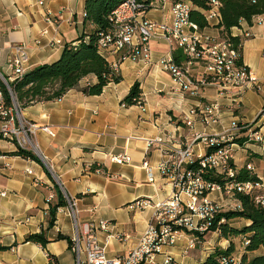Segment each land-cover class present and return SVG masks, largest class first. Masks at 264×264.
<instances>
[{
	"label": "crops",
	"instance_id": "1",
	"mask_svg": "<svg viewBox=\"0 0 264 264\" xmlns=\"http://www.w3.org/2000/svg\"><path fill=\"white\" fill-rule=\"evenodd\" d=\"M170 5L169 0H155L147 16L162 21ZM56 26L65 46L77 43L84 32L91 30L85 28V0H44V5L39 0H0V73L6 77L11 74L8 60L16 43L29 47V71L58 60L65 46L50 45ZM241 27L239 34L243 31L250 34L242 37L243 63L254 76L264 79V23L258 24L254 19L251 25L243 23ZM45 30L49 33L43 34ZM222 30L212 21L204 31L222 38ZM151 47V63L122 62L117 68L122 81L109 84L100 95L83 92L97 82L95 75H89L61 100L22 109L27 119L51 126L55 131V136L43 131L37 134L42 162L13 154L18 150L16 144L0 135V192H6L4 196L0 194V264H77L71 248L75 223L66 206L57 210L55 223L50 226L49 210L58 202L56 185L76 201L80 229L92 221H109L108 229L98 230L97 237L109 256L127 255L147 230L158 204L173 190L159 168L168 160L167 151L160 143L149 146L148 140L163 137L176 146H184L193 140L195 131L221 133L234 118L252 122L263 106V95L255 90L232 99L229 93L222 95L216 85L204 86L198 98L180 91L170 73L160 65L169 45L156 40ZM182 55L186 59L183 51ZM105 57L113 65L117 60L114 56ZM203 75L200 64L190 67V76L196 83ZM136 83L140 84L143 106L125 102ZM215 101L222 106L219 124L204 127L198 119L194 128L185 124V115L192 107ZM245 134V130L239 134L234 147L236 166L240 170L252 163L257 174L264 177V146L249 141ZM194 148L206 151L200 144ZM120 154L130 155L131 161L114 162L113 157ZM149 165L154 168L153 182L149 181ZM29 170L33 173L29 174ZM51 193L55 198L48 203ZM211 198L224 208L232 202L219 192L212 193ZM142 201L150 204L143 208L136 206ZM230 224L241 228L250 221L237 218ZM42 231L51 239L46 248L26 242L27 235ZM238 239H232L234 244ZM230 241L221 232H211L203 244L184 256L182 251L188 239L183 235L165 250L179 264H200L218 246L228 247ZM235 249L237 254H244V247L242 251L238 246ZM156 259L163 262L164 256L158 255Z\"/></svg>",
	"mask_w": 264,
	"mask_h": 264
},
{
	"label": "built area",
	"instance_id": "2",
	"mask_svg": "<svg viewBox=\"0 0 264 264\" xmlns=\"http://www.w3.org/2000/svg\"><path fill=\"white\" fill-rule=\"evenodd\" d=\"M169 1L170 9L162 21L147 16L154 8V2L126 0L112 12L110 15L112 27L99 33L98 46L105 56L116 57V62L112 64L114 70L117 72L118 65L125 61L151 63L153 59L151 43L164 40L169 45V52L161 59L160 65L170 73L180 91L198 98L204 86L216 85L221 88L222 95L224 93L232 95L231 99L241 96L247 90L261 93L264 99V79H258L243 62L239 61L242 37L250 36L249 32L243 31L239 34L238 31L243 30L242 27H235L231 31V36L223 35L219 38L209 35L199 29L191 19L193 7L191 0ZM211 2L212 7L203 11L208 24L214 21L221 25V3L219 0ZM39 3L44 5V0H39ZM255 20L258 24L264 23L263 16H258ZM48 21L52 22V19ZM53 23L56 22L53 20ZM48 33L49 30L43 32ZM54 33L56 35L50 45L65 46L63 39L58 36V26L55 27ZM232 38H239L240 43L237 44ZM178 49H181L186 57L181 64L174 58V53ZM30 59V50L26 43L14 44L8 60L11 74L6 77L0 73V78L9 91L12 92L11 84L21 80L29 71ZM194 64H200L204 68V75L198 83L190 76V67ZM236 101L232 100L233 103ZM138 104L143 106L142 98L138 100ZM196 119L204 127L216 126L222 119L221 103L219 101L198 103L185 115L184 122L188 127L194 128ZM263 128L264 104L252 122H242L234 118L229 127L221 133L195 131L193 140L184 146H176L163 137L149 139V146L160 143L167 151L168 160L161 163L159 168L171 183L173 190L158 204L147 230L125 256H109L106 247L96 235L98 230L108 229L109 221H92L80 229L77 203L63 192L67 200L66 207L75 223V236L71 248L76 255L77 264H179L165 248L174 246L183 235L188 239L182 251L184 256H188L197 245L203 244L216 215L225 210L221 202L211 198L212 193L219 192L232 201L226 207L228 210H242L239 194L254 195L256 204L264 207V177L257 174L252 163H248L247 168L259 179L238 181L236 175L239 170L234 158L236 140L243 130L249 141L264 146ZM40 131L55 136L51 126H42L27 119L15 100L12 106H8L0 85V135L13 141L18 149L37 154L41 159L39 155L41 150L37 142V134ZM196 144L202 145L206 151L196 150L194 148ZM113 161L127 163L131 161V156L116 155ZM147 171L149 181H155L154 168L149 165ZM209 172L223 178V182L206 178ZM28 173L33 172L29 170ZM0 194L4 196L6 192L2 191ZM54 198L55 195L51 193L47 202H52ZM149 204V201H142L136 206L143 208ZM110 237L112 235L108 236ZM249 244L250 240L245 237L241 247ZM158 255L164 256L163 262L157 261ZM241 258L242 255L233 253L231 256L221 257L219 264H240Z\"/></svg>",
	"mask_w": 264,
	"mask_h": 264
},
{
	"label": "trees",
	"instance_id": "3",
	"mask_svg": "<svg viewBox=\"0 0 264 264\" xmlns=\"http://www.w3.org/2000/svg\"><path fill=\"white\" fill-rule=\"evenodd\" d=\"M126 0H85V28H91L83 33L77 43L66 45L61 57L48 64L37 66L28 71L19 81L11 84L12 92L6 87L0 78V85L4 92L6 104L12 106L14 100L21 109H25L37 103L54 102L61 100L71 89L79 86L80 82L89 75H95L97 82L83 89L87 95H100L111 83H120L122 76L117 73L112 64L102 54L98 46V36L100 32L107 31L112 27L110 15ZM152 3L155 0H138ZM221 3L220 12L222 14L221 27L224 36H231V31L235 27H241L243 23L251 25L258 16H264V0H219ZM193 7L191 19L198 28L205 30L209 24L203 11L212 7L211 0H191ZM237 44L239 38H232ZM177 63L181 64L186 59L182 51L178 49L174 53ZM242 63V56L239 58ZM141 98L140 84L136 83L125 98L127 105L138 104ZM2 137H0L1 139ZM1 152V151H0ZM15 155L25 158H33L38 162L41 159L34 153L18 149ZM95 168V167H94ZM236 178L238 181H256L258 176L250 171L247 166L238 171ZM211 181L223 182V178L209 172L206 175ZM58 192V202L51 205L50 226L56 220L57 210L67 205V200L59 185H56ZM243 208L242 210H224L216 215L208 233L220 230L221 236L228 238L230 245L226 248L218 247L214 253L200 264H219L223 256H231L236 253L233 238H240V243L247 237L250 244L244 247V254L240 264H264V207L257 205L255 196L239 194ZM242 218L250 221L249 225L241 228L230 224L231 220ZM26 242L41 244L44 248L51 242L45 231L29 234ZM254 256L249 253L259 252ZM237 254V253H236Z\"/></svg>",
	"mask_w": 264,
	"mask_h": 264
},
{
	"label": "rangeland",
	"instance_id": "4",
	"mask_svg": "<svg viewBox=\"0 0 264 264\" xmlns=\"http://www.w3.org/2000/svg\"><path fill=\"white\" fill-rule=\"evenodd\" d=\"M37 155V154H36ZM39 155L41 156V152H39ZM226 209V208H225ZM236 246H238L239 247V250L240 251H242V245H241V243H240V238L238 239V241L236 242V244H235ZM236 246H235V248H236ZM218 247H222V246H218Z\"/></svg>",
	"mask_w": 264,
	"mask_h": 264
}]
</instances>
